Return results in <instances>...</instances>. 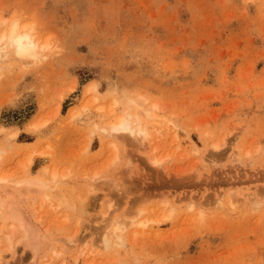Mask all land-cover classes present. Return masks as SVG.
Masks as SVG:
<instances>
[{
	"label": "rangeland",
	"instance_id": "374dc122",
	"mask_svg": "<svg viewBox=\"0 0 264 264\" xmlns=\"http://www.w3.org/2000/svg\"><path fill=\"white\" fill-rule=\"evenodd\" d=\"M0 17L31 24L50 43L38 63L11 61L0 76V145L6 144L0 173L15 181L41 177L43 166L54 165L71 171L74 197L93 188L86 215L71 211L76 216L66 221L70 212L59 208L46 220L52 237L77 235L86 252L96 249L80 264H264V0H0ZM91 82L99 93H86ZM113 98L122 100L118 112L129 100L159 105L151 144L95 127L105 120L95 106L108 107ZM83 103L91 109L71 120L70 111ZM41 120L46 125L33 129ZM224 140L219 152L210 149ZM154 152L167 160L154 165ZM248 192L255 197L245 204ZM30 193L12 195L27 197L22 209L34 224V208L44 200L34 204L37 194ZM108 202L116 208L107 221L135 218L140 210L160 221L149 224L148 236L125 229L126 243L106 249L101 239L111 221L99 219ZM2 215L8 220H0V249L12 222L15 241L22 237L19 224ZM17 245L8 264L48 259Z\"/></svg>",
	"mask_w": 264,
	"mask_h": 264
},
{
	"label": "bare ground",
	"instance_id": "6f19581e",
	"mask_svg": "<svg viewBox=\"0 0 264 264\" xmlns=\"http://www.w3.org/2000/svg\"><path fill=\"white\" fill-rule=\"evenodd\" d=\"M49 48H50V43L47 41H43L38 36H36V34L34 32V27L31 24L22 23L17 18L7 20V19L0 17V76L3 74L2 71H4L6 69V66H5L6 63H10L11 61H16V62H19V63L25 65V66L32 64V63H38V61H40L42 59V57L45 56V53H44L45 50H47ZM95 82H91L90 84H88V86L86 88V93H88V94L99 93L98 84ZM91 97H92V95H91ZM99 99L100 98L98 97V95L94 96L92 99V104L98 102ZM121 102H122L121 99L113 98L112 102L110 104H107L108 107H106V104L104 106V104H102V103L96 105L95 109L98 112L105 115V118H104L105 120H103V122H101V123L95 124V127L99 131H102L105 134H107L108 136L120 137V138H123L124 140H127V142L131 141L133 143L134 142H136V143L140 142V143H144V144H151V142L153 141V134L154 133H152L153 130L151 131L149 125H150L151 121L156 119V117H157L156 112L159 109V105L157 103H152L150 106H147V105H145L139 101H134V100L130 101L129 100L127 102H124V103H126V105L123 106V109L121 112H118L117 108ZM92 104L83 103V106L81 105V107H78L76 109L71 110L70 111V113H71L70 115L72 118L71 120H74L77 117H79L80 115H83L84 113L89 111L92 107ZM106 116H107V118H106ZM164 119H166V118H164ZM160 120H163V118ZM46 122H47V120L45 122L42 121V123H40V122L33 123L34 127H35L33 129H36V128L38 129L41 126H45ZM152 123H154V121ZM157 124H159V123H157ZM161 124L163 125V122ZM165 124L167 126V123H165ZM168 126L172 128L171 125H168ZM168 126L166 129H169ZM159 128H158V130H159ZM170 129L168 131L173 132L174 129L173 130H170ZM156 132H157V130H155V133ZM16 133H17V131H16ZM16 133L11 134V136H15ZM205 133L206 134L208 133V135H209V131L205 132ZM210 136H212V135H210ZM174 138H176V141H177V139H180V138H178L177 134ZM6 139H8V138H6ZM124 140H123V142H124ZM189 142H190V140H189ZM175 143H177V142H175ZM225 143H226V140H224L222 143L214 141L211 144L212 148L210 146L209 147H210V149L213 150V152L214 151L219 152L218 150ZM112 144H114V143H112ZM177 145H178V148L181 149L180 147L182 146V142L180 141L179 143H177ZM5 146H6V144L4 146L0 145V170L3 166V164L5 163L4 162V158H5L4 154L6 152ZM114 146H116V144H114ZM145 146L146 145H144V146L142 145L141 146L142 149ZM157 149H158V147L156 146V147H154L153 150L156 151ZM39 150H40V155H43V154L49 155V153H50V151L48 152L46 150L45 151H43V150L41 151V149H39ZM39 150H37V151H39ZM150 151H152V149ZM194 151L196 152V151H198V149H195ZM210 152H212V151H210ZM153 154L155 157V152ZM210 154H209V157H212L213 154L212 153H210ZM181 155H182V153H181ZM181 155H179V157ZM232 155L234 156L233 153H232ZM182 156L184 157V154ZM205 156H204V158H207L208 155L206 157ZM214 158L215 157L213 155L212 159H214ZM115 159H116V156H115L114 160ZM210 159L211 158H208V160H210ZM215 159L212 161H215ZM32 160H33V157L30 156L28 158L27 163H31ZM150 160H151V163H153L154 165H160L161 163H163L167 159H166V157L165 158L155 157V158H150ZM25 166H27V165H25ZM51 167H53V168H48V166L47 167L43 166V169L42 168H41L42 170L40 169V171H42L41 177L35 176L36 178L35 177L32 178V176L29 177V176L24 175V176H22V178H19L15 181H13L14 177L8 176V175L6 176V175L0 173V220L5 217L2 214L4 212H7L9 214L10 219L19 224V226L21 228L20 230L22 232L21 233L22 237H20V238L18 237L19 240L17 239L15 241L14 235L19 230V229H17V226H15V223L12 222L11 225L9 223L6 224L8 226H5V224L3 225L5 227L4 229H6V231H8L7 228L10 225L11 228L9 227L8 229H11V233L7 234V236H6L7 241H4L5 243L7 242V244H6L7 246L5 248L0 249V264H8L6 259L8 256H14L16 254L17 248H18L17 244H21L24 248H27V249L29 248L28 250H30L32 252V253L31 252L30 253L32 254V258H34V259L38 256H41V255H42V259L48 258L47 261L45 262V264H56L57 261H59L61 264H63L64 262H61V259L63 258L62 260L65 261L64 259H66L68 256H69L68 257L69 264H80L81 262L86 261L87 256H91V254L96 253V249H95V251L94 250H91L90 252L87 251L88 253L86 252L85 249H82L83 246L80 247V243L82 244L83 240L81 239L82 241L81 240L79 241L77 235H73V236L65 235L66 237L62 236L63 238L62 237L61 238H59V237L54 238L55 237L54 235H53V237L51 236V234H50L51 227H50V230H49V228H47L50 226V225L49 226H47V225L51 224V222L50 223L47 222L48 224L46 223V220L48 219L47 217H49L52 214H56L55 211L58 214L57 210H59V208L60 209L64 208L65 209L64 212H70V213H68V215H66L64 217L61 216V218L63 217L64 220H66V221L68 220L70 215L72 217L76 216V214L75 215L72 214V212H74V211L77 212V210H79V215H80L82 208H83L82 212L84 211V213H85V214L84 213H82V214L86 215V213L89 212L86 210V209H88L87 205L89 204L87 202V200H88L87 198L93 197V196L90 197V195H89L91 193V191H93V188H89L88 192L85 193L84 196L82 194H78V196L74 197V195H73L74 188L70 187L69 186L70 184H67V181L71 175V171L68 170V171H65L63 173L62 171L59 170L60 168H58V166H57V168L54 165ZM26 170H27V168H26ZM28 171H29V169L25 173L28 174ZM40 171L38 172L39 174H40ZM25 173H23V174H25ZM90 179H92V178H90ZM11 182H13L14 184L12 183V185H15L16 187L12 188V186L9 185ZM65 182L67 185L65 184ZM68 182H70V181H68ZM90 184H92V180H91ZM8 187L12 188V189H8ZM13 190L15 192H13ZM76 191H77V188H76ZM30 192L37 194L36 200H34V202L32 201L34 204L37 200H40V199L44 200L43 204L41 203L42 205H40V207L38 209L34 208L35 210L33 211V214H32L33 217L35 218V221H36V223H34V221H33L34 224H32V221L30 220L31 218L27 217V215L24 213V211L22 209V204H24V201L27 200V197L23 198L22 200L21 199L16 200V198L13 197V195H12L13 193H15L14 196L20 197L21 193L26 195ZM6 193L9 194L8 197H4L6 195ZM3 194H5V195L3 196ZM256 194L257 193H255L254 195H256ZM10 195H12L11 199L9 198ZM79 195H81V196H79ZM252 195H253V193H251V192H248L247 194L243 195V196H245V199H246L245 204H247L250 201ZM253 197H255V196H253ZM253 197H252V199H254ZM52 198H55L58 201V203L55 204V202L51 200ZM73 198H75V199L73 200ZM95 198L93 199L94 204H95ZM99 199H100V200H98L99 202L103 201L101 198H99ZM219 199L220 198L217 199L218 203H220V200H221V199L220 200ZM240 199H242V198L240 197ZM240 199H239V201H240ZM104 201H105V199H104ZM104 201H103V203L106 204L105 203L106 201L105 202ZM231 201L234 202L233 200H231ZM86 202L88 203L87 205L85 204ZM232 202H231L232 207L237 205V203H236V205H234V203H232ZM33 203H32V205H34ZM44 203L45 204L48 203L47 205L49 206V208H47V210L45 209L47 206L43 207V206H45ZM90 203H92V202H90ZM222 203L224 204V202H222V200H221L220 205ZM243 203H244V201H243ZM223 204H222V206H224ZM85 205L87 206V208H85ZM113 207H114V209L116 208L112 203L108 202V205L106 206V208H107L106 211L101 213L102 215H100L102 217L100 218V216H98L100 218L99 220H101V224H103L102 222H106L108 220L107 219V218H109V217H107L108 214L113 213V211H114ZM192 207L190 210H192ZM228 207L231 208L230 206H228ZM42 208H44L46 210V214L40 213V211H42ZM93 208H94V205H93ZM101 209H103V208H101ZM85 210H86V212H85ZM130 210H132V209H128V211H130ZM64 212L62 214H64ZM60 213H61V210L59 211V214ZM142 213H143V210H140L139 214L134 213L136 215L135 218L133 217V214L130 213L133 217L132 218L130 216L132 218V219L130 218L131 220L129 219V217H127L129 215L126 216L124 214V216L127 217V218L125 217L126 220H122L121 218L120 219L115 218V219H112V220L110 219L109 221H107V222L111 221V224L107 225L105 227V229H103V231L108 230V229L110 230L109 233L106 232L105 234H103L104 238L102 237L103 240L101 239V241L103 242L102 245H104V248L111 249L116 244L117 245H124L127 241V237L124 235V231L127 228L133 227L136 229L133 232L135 237L138 234L148 236L149 231H147L146 229L149 226V224L151 225V223L159 222L160 220L149 219L148 217H142V215H143ZM124 216H123V219H124ZM56 217H58V216H56ZM83 217L84 216H82V218ZM98 217L96 218L97 220H98ZM171 217H173V211L169 212L168 214H166L164 216V218H166V219H169ZM200 217L202 218V215ZM82 218H81V216H78V219H82ZM5 219L8 220L5 217L4 221H5ZM97 220L95 222H97ZM127 220H129V221H127ZM1 221L3 222V219ZM61 221H62V219H61ZM66 221H65V224L67 223ZM62 222L64 223V221H62ZM98 222L100 223V221H98ZM68 223H69V221H68ZM40 225H43L42 227L44 229H42ZM51 225H53V224H51ZM111 226H112V228H111ZM107 227H109V228L106 229ZM103 231H101V233H104ZM0 238H3V240H4L5 235L0 237ZM58 241L63 242L62 247L57 245ZM78 241L80 242L79 244H77ZM1 243H2V241H1ZM83 243H85V241ZM76 244L79 246L77 247ZM75 246L77 247L76 249H75ZM73 249H75V251L73 253H71V251ZM64 257H66V258H64ZM68 259H66V260H68Z\"/></svg>",
	"mask_w": 264,
	"mask_h": 264
}]
</instances>
